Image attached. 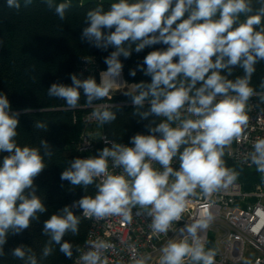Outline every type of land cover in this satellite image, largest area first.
<instances>
[{"label":"clouds","instance_id":"obj_1","mask_svg":"<svg viewBox=\"0 0 264 264\" xmlns=\"http://www.w3.org/2000/svg\"><path fill=\"white\" fill-rule=\"evenodd\" d=\"M46 2L53 6L50 0ZM71 2L55 5L61 20ZM31 3L24 0L25 7ZM6 5L17 10L21 7L20 0H6ZM248 11V0H119L108 10L100 5L86 13L81 39L97 49L114 48L104 59L107 69L100 73L99 83L92 76L71 73L70 85L52 83L47 95L74 110L80 107L82 90L85 104L92 107L123 82L121 57L128 59L133 51L163 44L166 48L150 51L129 73L134 77L137 70L142 71L151 82L134 84L126 95L136 108L149 102L142 118L154 114L164 121L149 127L147 135L132 136V146L114 142L97 156L70 162L60 179L85 188L97 182V190L94 196H85L44 221L43 233L49 242L42 257L52 254V244L58 245L66 258L73 257V245L64 240L67 233L79 231L81 218L73 213V206L82 209L86 219L120 217L121 222H131L132 209L139 207L152 218L154 233L167 234L197 189L210 197L236 179L222 157L225 147L239 139L247 126L246 103L254 94L249 83L255 65L264 60V27L254 28L261 24V15L249 16L234 27L239 15ZM235 66L244 70L243 77L233 81L221 74L227 70L230 76ZM108 109V105L95 107L90 119L101 125L111 123L116 114ZM19 115L8 95L0 92V154L7 153L0 163V255L10 233H22L38 214L47 211L34 188L35 178L46 167L44 156L38 147L18 144ZM35 127L46 129L42 122ZM40 144L44 155L50 156L49 144L44 140ZM253 148L251 162L264 173V139H258ZM109 159L112 168L122 169L119 174L109 170ZM174 160L179 162L178 170L173 167ZM154 162L163 170L153 167ZM212 220L205 208L201 218L187 228L186 236L170 240L161 249L159 264H185L186 259L192 264H214L215 251H206L197 235L198 229H207ZM86 247L87 251L77 248V264H108L105 253L114 245L97 237L87 241ZM12 254L24 259L26 250L18 246ZM27 260L37 264L35 254H29ZM133 264H146L145 258H134Z\"/></svg>","mask_w":264,"mask_h":264},{"label":"trees","instance_id":"obj_2","mask_svg":"<svg viewBox=\"0 0 264 264\" xmlns=\"http://www.w3.org/2000/svg\"><path fill=\"white\" fill-rule=\"evenodd\" d=\"M19 10L9 8L6 0H0V92L6 93L13 111L20 113L17 142L19 145H27L40 148L46 164L45 169L35 178V194L44 203L47 211L38 214V219L33 220L30 227L22 233L9 234L7 242L3 246V255H0V264H28L27 256L35 254L37 264H70L76 255L77 248L82 244L88 221L81 215V210L73 206V213L81 218L77 234L67 233L64 240L73 245V257L68 259L59 251V246L52 244V254L42 257V250L49 242V236L43 233L44 221L51 215L60 213L65 206H72L85 196H94L96 183L87 186H73L68 181L60 179L61 173L66 170L70 162L80 158L83 152L80 150V136L91 127L85 125L82 115L91 110L85 104V97L81 90L80 107L69 110L63 100L49 97L47 89L52 83L71 84V73L78 74V67L82 58L94 59L97 69L89 76L94 77L99 83V71H106L104 63L114 48L107 50L92 47L81 39L82 30L86 27V13L102 5L108 10L111 4L100 1L79 6H70L65 12V18L61 20L55 13V5L49 7L46 0H32L25 7L24 0H20ZM188 13H185L187 18ZM253 14L241 13L237 24L243 23ZM264 27V15H261V24L254 26L256 30ZM114 30V29H113ZM127 43V42H126ZM134 47V46H133ZM166 48V45L157 44L146 47L141 52H132L128 59L121 57L123 63V79L128 83L138 84L141 81L150 83L151 77L137 70L136 75L131 76L130 70L137 69L144 57L153 50ZM222 75L235 80L245 75L244 70L235 66L231 75L227 70H222ZM200 85L198 84L197 87ZM249 86L254 92L264 91V60L255 65V71L251 76ZM128 92H113L110 98L94 101L98 103L125 102L126 104L109 106L110 111L116 114V119L111 123L102 125V132L117 143H125L132 146L129 141L137 133L149 134L148 128L155 127L162 121L156 115L142 118V113L150 107L148 101L143 108H136L132 104ZM87 107V108H84ZM30 108L31 111H24ZM75 118V120H74ZM37 122L46 125V129L36 128ZM157 136L159 134L157 133ZM41 140L46 141L51 155H44L45 149L41 146ZM97 141L98 139H93ZM97 147V145H96ZM182 150V149H181ZM96 151V150H95ZM0 154V163L3 156ZM224 166L236 173V179L241 183L242 189H253L255 183L264 180L257 171L235 164L227 155V147L222 157ZM23 246L26 250L24 259H19L12 254L14 248ZM31 249V253L27 252Z\"/></svg>","mask_w":264,"mask_h":264},{"label":"built area","instance_id":"obj_3","mask_svg":"<svg viewBox=\"0 0 264 264\" xmlns=\"http://www.w3.org/2000/svg\"><path fill=\"white\" fill-rule=\"evenodd\" d=\"M84 59H81L78 75L83 73V78H87L97 67L94 59L86 58L87 63L83 62ZM101 72H98L99 80ZM122 81L107 98H110L113 92H123L125 89L130 92L134 83L126 82L123 75ZM122 104L126 103L106 102L88 106L92 110L86 111L82 115V120L91 129L80 136V150L84 152L83 154L86 153L83 158L97 156L99 150L110 147L115 142L102 132V125L95 118L90 119L94 108L100 105ZM245 111L248 116L247 126L239 139L233 140L231 145L227 146L228 154L235 164L257 169L251 162V153L254 151V143L258 139H264V91L254 92L246 103ZM160 119L164 121L163 117ZM176 123L172 126L175 127ZM93 133H97V141L92 140ZM153 167L163 170L155 162ZM173 167L179 169L178 160L173 161ZM109 170L114 174L122 171L121 168H112L111 159ZM259 173L264 177V173ZM205 208L212 214L213 220L207 229H198L197 235L202 238L206 251L209 249L215 251L214 264H264V180L255 183L253 189L248 191H244L241 183L234 180L210 197H205L197 189L195 194L188 198L181 219L173 223L167 234L154 233L150 227L152 218L147 210L139 207L132 209L131 222H121L120 217H108L100 221L85 218L88 221V228L79 249L87 251L86 242L99 237L114 245L105 253L108 264H133V259L140 257L145 258L146 264H159L161 249L170 240H179L186 236L187 228L201 218ZM79 255L80 252L77 251L70 264H77ZM185 264H192V261L186 259Z\"/></svg>","mask_w":264,"mask_h":264},{"label":"water","instance_id":"obj_4","mask_svg":"<svg viewBox=\"0 0 264 264\" xmlns=\"http://www.w3.org/2000/svg\"><path fill=\"white\" fill-rule=\"evenodd\" d=\"M97 1L109 4L119 2V0H72L71 6L85 5ZM50 2L52 5H58L59 3L63 2V0H50ZM129 2H135V0H129ZM248 3L250 11L246 12V14L264 15V0H248Z\"/></svg>","mask_w":264,"mask_h":264},{"label":"bare ground","instance_id":"obj_5","mask_svg":"<svg viewBox=\"0 0 264 264\" xmlns=\"http://www.w3.org/2000/svg\"><path fill=\"white\" fill-rule=\"evenodd\" d=\"M126 91H129L128 89H125V91H123V93L124 92H126ZM161 120V119H160ZM91 138H95V139H98V135H97V133H93V136L91 137ZM83 152V151H82ZM84 153V152H83ZM86 154V153H85ZM85 154H82V156L80 157V158H83V156L85 155ZM229 158H230V160L232 161V159H231V157H230V155H229ZM233 162V161H232ZM85 238V237H84Z\"/></svg>","mask_w":264,"mask_h":264},{"label":"rangeland","instance_id":"obj_6","mask_svg":"<svg viewBox=\"0 0 264 264\" xmlns=\"http://www.w3.org/2000/svg\"><path fill=\"white\" fill-rule=\"evenodd\" d=\"M125 91V90H124ZM127 92V91H126ZM103 103V102H102ZM104 103H106V102H104ZM99 104V103H98ZM95 105H97V104H95ZM91 110H92V108H91ZM89 111V110H88ZM227 147V146H226ZM227 155H228V157H229V154H228V148H227Z\"/></svg>","mask_w":264,"mask_h":264}]
</instances>
